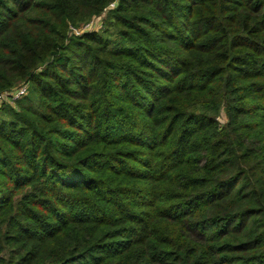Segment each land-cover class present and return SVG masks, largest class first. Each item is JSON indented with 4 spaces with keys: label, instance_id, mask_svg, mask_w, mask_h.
<instances>
[{
    "label": "trees",
    "instance_id": "obj_1",
    "mask_svg": "<svg viewBox=\"0 0 264 264\" xmlns=\"http://www.w3.org/2000/svg\"><path fill=\"white\" fill-rule=\"evenodd\" d=\"M23 81L0 264H264V0H0Z\"/></svg>",
    "mask_w": 264,
    "mask_h": 264
},
{
    "label": "built area",
    "instance_id": "obj_2",
    "mask_svg": "<svg viewBox=\"0 0 264 264\" xmlns=\"http://www.w3.org/2000/svg\"><path fill=\"white\" fill-rule=\"evenodd\" d=\"M114 3L110 4V7H113ZM102 15V16H101ZM100 16L94 17L88 22L76 27V26H69V34L79 35L81 33L97 30L99 27H102V21L104 18V13H102ZM29 89V83L27 81L20 82L18 85L3 91L0 93V108L4 104L9 105H16V102L24 97Z\"/></svg>",
    "mask_w": 264,
    "mask_h": 264
},
{
    "label": "rangeland",
    "instance_id": "obj_3",
    "mask_svg": "<svg viewBox=\"0 0 264 264\" xmlns=\"http://www.w3.org/2000/svg\"><path fill=\"white\" fill-rule=\"evenodd\" d=\"M102 16V15H101ZM104 16H105V14H104ZM92 18H94V17H92ZM91 18V19H92ZM90 19V20H91ZM104 19V18H103ZM103 26V25H102ZM100 28V27H99ZM28 93V92H27ZM216 119L220 122V123H223L224 122V120H225V117H224V114H223V112L222 111H220L218 114H217V116H216Z\"/></svg>",
    "mask_w": 264,
    "mask_h": 264
}]
</instances>
